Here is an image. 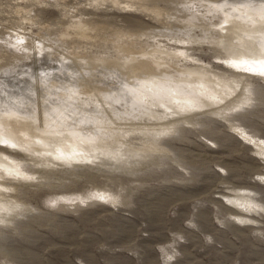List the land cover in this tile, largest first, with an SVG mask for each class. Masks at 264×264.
Returning <instances> with one entry per match:
<instances>
[{
	"label": "rangeland",
	"instance_id": "rangeland-1",
	"mask_svg": "<svg viewBox=\"0 0 264 264\" xmlns=\"http://www.w3.org/2000/svg\"><path fill=\"white\" fill-rule=\"evenodd\" d=\"M219 1L0 0V72L28 64L34 38L45 66L201 73L196 94L139 105L86 73L69 106L92 126L54 127L39 148L0 133V264H264V73L238 57L262 15L227 42Z\"/></svg>",
	"mask_w": 264,
	"mask_h": 264
},
{
	"label": "bare ground",
	"instance_id": "bare-ground-1",
	"mask_svg": "<svg viewBox=\"0 0 264 264\" xmlns=\"http://www.w3.org/2000/svg\"><path fill=\"white\" fill-rule=\"evenodd\" d=\"M214 4L219 12L224 14L225 22L221 25V27H223L221 35L227 42L230 36L236 35L238 37L242 31L248 29L245 27L244 21L246 19L257 18L258 14L256 13L262 15L257 22L252 25L255 26L259 23V27L253 28L252 32L244 36L245 39L250 38L252 42H254V46H252L250 52L247 53V51H245L246 54L240 51L241 54L238 55V57L242 60L241 64L244 66L264 73V0H223L222 2L219 1ZM234 30L238 33L234 34ZM19 38L22 40L27 39L25 35ZM32 40H34V38L27 39V41H30L29 44L22 45V47H20L19 43V48L23 51H20V53L22 52L23 55L31 61L19 67L20 69L11 68L10 70L0 72V133H3L4 136L6 135L10 139H17L20 138L23 134L22 132L25 131L27 135L30 136V139H26L29 143H27L28 146L34 145L39 148L42 143L49 145V138L51 136L55 137L56 134H58V131L55 134L54 127H63L62 130L58 129L63 132V130L66 129H77L81 124H84V126H92L93 118L91 119L83 116L82 113L81 118L80 113L76 110H72L73 108L69 106L73 96L78 94L79 90L77 88H84L81 84V77L86 75V73L91 72V75L98 77L101 74L103 75L101 71L108 72V74H111L115 79L109 82L110 87H104L102 92L107 96L116 93L118 98L115 99V101H120V98H123L129 102L133 101L136 105L142 102L143 96L141 93L143 92L163 99L168 94H174L175 92L181 95L184 93V95L188 93L196 94L197 90L200 88V81H198L200 79H197L200 72L196 70L193 71L197 72V76L189 74V77L187 76L188 78H183V81H179L168 73L161 72L157 69H147L141 64L136 70L131 71L127 69L128 66H125L121 61L109 62L100 60L97 65L92 66L93 62L78 57L76 59H65L61 61L58 66H45V63L49 61V57L44 53V48H39V44V46L36 45L34 47L30 45V43L32 44ZM76 60H79L78 66H73L72 64H76ZM184 76L183 74V77ZM168 82H174V84L171 85ZM202 82L204 83L205 81L203 80ZM35 103L42 108L41 110H45L47 119L43 118L47 120V125L43 128L41 127V130L30 131L28 125L33 121L31 120L32 122L30 121L29 124L25 123L27 121L26 119H28L25 115L27 116L28 112L31 113V111H28L29 108L27 109V106L34 104L33 106L35 107ZM32 116L30 115V117ZM39 116L41 117V115ZM13 120H17L19 124H15ZM60 122L62 126H60ZM50 133L53 134L50 136ZM82 135L86 136L84 134ZM14 136L16 138H14Z\"/></svg>",
	"mask_w": 264,
	"mask_h": 264
}]
</instances>
